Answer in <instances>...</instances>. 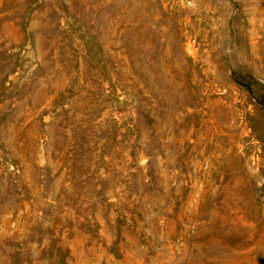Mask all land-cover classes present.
<instances>
[{
  "label": "rangeland",
  "instance_id": "rangeland-1",
  "mask_svg": "<svg viewBox=\"0 0 264 264\" xmlns=\"http://www.w3.org/2000/svg\"><path fill=\"white\" fill-rule=\"evenodd\" d=\"M0 264H264V0H0Z\"/></svg>",
  "mask_w": 264,
  "mask_h": 264
}]
</instances>
